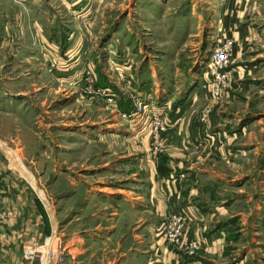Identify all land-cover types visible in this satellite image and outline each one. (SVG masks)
I'll return each instance as SVG.
<instances>
[{"label": "rangeland", "instance_id": "1", "mask_svg": "<svg viewBox=\"0 0 264 264\" xmlns=\"http://www.w3.org/2000/svg\"><path fill=\"white\" fill-rule=\"evenodd\" d=\"M13 1L15 25L0 36L7 40L9 34L15 45L9 64L0 67V93L15 98L13 105L0 102V208L8 191L24 207L65 208L68 225L88 184L103 191L130 189L127 181L144 173L149 185L153 170L169 180L176 173L169 154L175 149L186 171L195 167L226 181L196 177L187 183L204 186L211 203L236 200L244 234L236 235L239 225L233 229L229 255L247 247L253 250L248 264H260L264 218L254 224L251 215L264 204V0ZM141 76L152 79L151 86L167 79V95L174 94L189 111L175 120L173 102L163 107L168 131L156 154L154 135L148 134L147 163L137 160L142 144L127 126L167 98L140 96ZM190 89L195 93L186 101ZM132 96L148 109L136 114ZM175 125L191 130L192 137L181 135L187 148L196 142L197 130L208 141L198 150L170 147L166 141ZM74 189L76 196L70 195ZM102 208L94 201L88 215ZM180 212L155 231L172 249L166 235ZM72 225L55 231L63 242ZM187 226L184 221L176 248L192 257L201 244L185 236ZM38 251L33 262L23 251L20 264H45V251Z\"/></svg>", "mask_w": 264, "mask_h": 264}, {"label": "crops", "instance_id": "2", "mask_svg": "<svg viewBox=\"0 0 264 264\" xmlns=\"http://www.w3.org/2000/svg\"><path fill=\"white\" fill-rule=\"evenodd\" d=\"M13 7L16 8L13 0H0V36L4 34L3 30L9 33L10 28L15 25V20L10 22ZM5 21L8 26L4 25ZM6 37L7 40L0 38V67L5 61L9 64L15 51V45L10 43V35L7 34ZM150 80L152 79L141 76L139 95L151 92L156 98H167V100L160 104L159 108L153 105L145 116L134 117L132 123L127 126L126 132H133L134 139L142 144L140 148L138 147L141 153L135 155L141 163H147L148 134L153 116L164 113L163 107H168L166 105L170 102H173L170 106L174 108L172 117L175 120L188 109L185 104L182 106V102L177 101L174 94L167 95L169 93L165 90L167 79L158 84L153 81L156 89L148 83ZM191 89L183 95L186 101L195 93H192ZM3 94L5 93H0V102L13 105L10 101H14L15 98ZM185 114H189V111ZM177 125L169 132V139L166 141L168 146L198 150L208 141H206L207 137H204V134L200 135L197 130L198 134L193 138L196 142H191L187 148L181 137L182 134L187 133L192 137L191 130L182 132L176 129L179 128ZM196 139H200L199 142ZM169 154L172 157L171 169L176 172L169 180L158 176L153 170V173L148 175L149 185H147V174L143 173L142 177L135 175L134 180L127 181V186H131L130 189L106 188L109 191L97 190L92 184L87 185L79 181L82 185L89 186V189L87 188L85 200L73 209V220L68 225L67 218H62L67 212L65 208L58 207L49 211L45 205L43 211L36 203L34 205L29 203V207H24L11 192L3 191L1 208L4 218L1 226L6 236L0 240V264H20V254L23 251L26 255H32L30 261H36V254L43 239L56 230L60 233L64 232L66 228L71 227V224H73V232L64 239L67 248L65 264H248L249 258L253 256V250L247 247L238 248L230 255L228 251V247L236 238L232 234L233 229L239 225L238 228L241 229L236 235H240L241 238L244 234L242 225L245 220L241 213L234 211L236 200L232 199L228 203L218 200L217 203H211L205 196L204 186L193 187L189 182L187 183L188 178L196 179V177L200 179L212 177L219 183L226 181L218 175L212 176L209 171L195 167H190L189 173L175 158L180 157V153L172 149ZM0 173L4 174L1 169ZM74 191L75 189L70 195L74 194ZM94 201L99 202L104 208L89 212L88 215L87 209ZM180 210L186 213L188 223L185 236L193 237L201 244L200 252L196 256L190 257L176 247L173 249L167 247L155 234L156 228L163 219ZM262 214H264V204L254 209L251 221L254 224L259 223L264 218ZM84 220L86 221L83 222ZM258 261L264 264V255L257 260V263Z\"/></svg>", "mask_w": 264, "mask_h": 264}, {"label": "built area", "instance_id": "3", "mask_svg": "<svg viewBox=\"0 0 264 264\" xmlns=\"http://www.w3.org/2000/svg\"><path fill=\"white\" fill-rule=\"evenodd\" d=\"M133 81V79H131ZM132 82H129L128 85H131ZM133 101L136 100V114H142L147 107L145 102H142L137 96H132ZM148 109V108H147ZM162 114L155 115L151 120L150 125V133L154 135V142L152 146H154V154L158 151V148L161 147L162 136L167 133L168 126L162 122L161 119ZM123 119L131 118V115L126 116V114L122 115ZM165 124V125H164ZM4 218L3 212L0 208V239L5 237V234L2 232V220ZM174 230L170 231L166 237L170 242L172 247H177L179 245V230L182 228V224L186 220V213L183 211L180 212L178 216H173L172 218ZM43 251H46L47 260L45 264H62L67 257V250L62 239L56 234V232L52 233V235L46 237L42 246L40 247ZM32 258V255H28ZM43 256V255H42ZM45 259V257L43 256ZM53 262V263H52Z\"/></svg>", "mask_w": 264, "mask_h": 264}, {"label": "bare ground", "instance_id": "4", "mask_svg": "<svg viewBox=\"0 0 264 264\" xmlns=\"http://www.w3.org/2000/svg\"><path fill=\"white\" fill-rule=\"evenodd\" d=\"M106 137H108V136H106ZM45 254H46V251H45ZM45 254H44L43 256L45 257V261H46V260H47V257H46V255H45ZM43 260H44V259H43Z\"/></svg>", "mask_w": 264, "mask_h": 264}]
</instances>
